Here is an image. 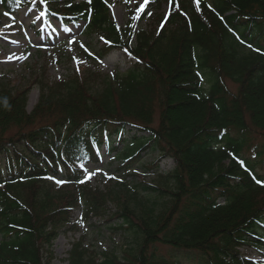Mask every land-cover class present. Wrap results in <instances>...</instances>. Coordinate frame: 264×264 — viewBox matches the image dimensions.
<instances>
[{"label": "trees", "instance_id": "16d2710c", "mask_svg": "<svg viewBox=\"0 0 264 264\" xmlns=\"http://www.w3.org/2000/svg\"><path fill=\"white\" fill-rule=\"evenodd\" d=\"M68 1L63 19L85 21L107 40L103 50H125L133 63L101 90L78 79L47 85L33 112L28 88L0 87V264H48L77 209L80 221L104 217L134 240L126 260L75 241L69 264H264L241 250L264 257V0H171L152 36L120 30L107 0ZM6 2L0 12L14 13ZM104 155L120 161L118 174H155L135 190L162 205L112 211L110 192L84 171ZM167 158L178 167L161 175Z\"/></svg>", "mask_w": 264, "mask_h": 264}, {"label": "rangeland", "instance_id": "374dc122", "mask_svg": "<svg viewBox=\"0 0 264 264\" xmlns=\"http://www.w3.org/2000/svg\"><path fill=\"white\" fill-rule=\"evenodd\" d=\"M81 1L74 0V3ZM171 2L160 0L151 7L150 0H107V5L111 18L120 30L133 35L144 33L152 36L162 27L164 17L170 14ZM6 3L7 8L14 10V13L0 12V87H10L15 92L28 88V112H33L41 103L43 89L47 85L78 79L94 88L93 91L101 90L108 80L119 84L133 63L125 50H103L107 40L100 31H90L86 22L63 21L62 16L55 15L54 12L67 14L70 5L68 0H27L18 5L19 9H16L14 0H7ZM243 47L245 52L250 50L248 46ZM97 51L100 54L95 57L94 52ZM52 103L53 100H50ZM42 108H46V104ZM53 110L56 108L53 107ZM160 119V110H157L152 125L158 127ZM156 157L147 155L146 162ZM225 158L223 164H228L230 160ZM119 164V160L104 155L100 163L89 164L84 170L86 178L94 173L89 178L93 187L110 192V209L114 211L120 204H127L138 211L160 207L162 200L158 197L135 190L140 179L157 183L158 177L151 173L140 177L118 174L116 170ZM175 167H178V162L167 158L159 163V172L164 175ZM257 172L261 174L258 168ZM46 181L56 183L57 188L62 187L64 192L73 187L63 178H48ZM27 186L21 184L20 188L25 191L29 188ZM260 193L264 199V187ZM81 213V209L75 211L73 224L76 226L71 229L67 226L60 231L53 240L52 251H47L44 260L48 264H69L72 244L79 240H83L84 246L99 256L115 255L126 260L125 250L129 249V242L134 237L123 231L113 232L111 227L114 224L111 226L104 217L80 221ZM241 250L253 259L264 261L260 251L254 248L241 246Z\"/></svg>", "mask_w": 264, "mask_h": 264}, {"label": "snow or ice", "instance_id": "6c2138e0", "mask_svg": "<svg viewBox=\"0 0 264 264\" xmlns=\"http://www.w3.org/2000/svg\"><path fill=\"white\" fill-rule=\"evenodd\" d=\"M197 5H199V0H196ZM101 39H103V37H101ZM83 47V45H81ZM91 175H94V173H90L89 174V178H91ZM258 183H262L261 181H257ZM58 183H64V181H58Z\"/></svg>", "mask_w": 264, "mask_h": 264}, {"label": "clouds", "instance_id": "9594fccd", "mask_svg": "<svg viewBox=\"0 0 264 264\" xmlns=\"http://www.w3.org/2000/svg\"><path fill=\"white\" fill-rule=\"evenodd\" d=\"M4 104L6 107H8L7 99L5 98Z\"/></svg>", "mask_w": 264, "mask_h": 264}]
</instances>
